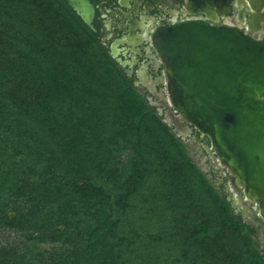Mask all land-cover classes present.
<instances>
[{
	"label": "trees",
	"instance_id": "trees-1",
	"mask_svg": "<svg viewBox=\"0 0 264 264\" xmlns=\"http://www.w3.org/2000/svg\"><path fill=\"white\" fill-rule=\"evenodd\" d=\"M163 119L66 0H0V264H264Z\"/></svg>",
	"mask_w": 264,
	"mask_h": 264
},
{
	"label": "water",
	"instance_id": "water-1",
	"mask_svg": "<svg viewBox=\"0 0 264 264\" xmlns=\"http://www.w3.org/2000/svg\"><path fill=\"white\" fill-rule=\"evenodd\" d=\"M66 1L95 32L90 1ZM153 42L164 64L174 109L167 114L175 120L177 136L186 138L193 129L208 138L205 149L222 167L243 212L263 227L264 39H249L229 26L187 21L160 29ZM117 55L114 44L111 57L123 68L129 64Z\"/></svg>",
	"mask_w": 264,
	"mask_h": 264
},
{
	"label": "flooded vegetation",
	"instance_id": "flooded-vegetation-1",
	"mask_svg": "<svg viewBox=\"0 0 264 264\" xmlns=\"http://www.w3.org/2000/svg\"><path fill=\"white\" fill-rule=\"evenodd\" d=\"M89 1L95 11L96 38L110 56L112 46L117 45L118 58L129 63L124 68L118 65L142 91L150 106L156 111L163 110L162 118L176 134L175 120L167 114L169 109H174L169 101L164 64L153 42L154 34L183 22L202 21L212 26L233 27L252 40L264 39V0ZM180 138L198 145L210 174L217 180L218 191L226 197L233 212L242 217L250 237L264 256V222L261 227L250 213L243 212L237 193L222 174V167L211 159L212 151L205 149L209 145L208 138L193 129L186 138ZM251 209L256 211L255 207Z\"/></svg>",
	"mask_w": 264,
	"mask_h": 264
},
{
	"label": "rangeland",
	"instance_id": "rangeland-1",
	"mask_svg": "<svg viewBox=\"0 0 264 264\" xmlns=\"http://www.w3.org/2000/svg\"><path fill=\"white\" fill-rule=\"evenodd\" d=\"M140 90V89H138ZM140 92H142L140 90ZM164 122L165 119H163ZM183 142L186 144L189 156L194 160V162L200 167L201 171L206 174L207 178L213 183V185L217 188V180L210 174V171L208 167L205 164V159L202 156V152L198 145L194 142H189L186 143L184 140ZM125 159V156L122 157V160ZM209 210V209H208ZM196 210L193 209L192 214H195ZM197 217L203 218V219H208V217L213 220H216V218H213V213L210 211L205 210L203 215H196ZM252 239V238H251ZM253 240V239H252ZM246 238H241L238 240V242H233L231 239L230 240H225L224 241V246L226 251L228 252L229 256H232L234 260L231 262L229 259V256L225 260H220L216 259L222 264H227L229 262L230 264H249L245 255H244V250L247 249V246L245 245ZM254 242V240H253ZM27 243H25V238L23 235L15 230H10V229H4L0 227V246H6L7 248L11 247H17L18 250L24 251V248ZM29 245V244H28ZM256 245V244H255ZM51 247V245L47 244H42L36 242L34 245V252L38 253L39 251H44L47 250ZM248 247H251L249 245ZM201 261H198L197 264H200ZM209 264H213V261H209Z\"/></svg>",
	"mask_w": 264,
	"mask_h": 264
}]
</instances>
